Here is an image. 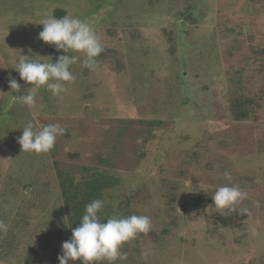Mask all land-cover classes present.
I'll use <instances>...</instances> for the list:
<instances>
[{"label":"rangeland","instance_id":"374dc122","mask_svg":"<svg viewBox=\"0 0 264 264\" xmlns=\"http://www.w3.org/2000/svg\"><path fill=\"white\" fill-rule=\"evenodd\" d=\"M56 10L96 31L94 69L38 38ZM20 55H74L75 80L59 96L42 86L30 109L13 99L32 87ZM233 91L249 98L243 120ZM29 121L66 135L22 151ZM58 172L107 176L102 218H151L114 264H264V0H0V264H59L71 230ZM226 184L248 194L230 214L212 205Z\"/></svg>","mask_w":264,"mask_h":264},{"label":"clouds","instance_id":"9594fccd","mask_svg":"<svg viewBox=\"0 0 264 264\" xmlns=\"http://www.w3.org/2000/svg\"><path fill=\"white\" fill-rule=\"evenodd\" d=\"M40 24L43 30L39 33V39L45 44L55 45L57 51L64 53H82V66L94 69L97 66L96 58L104 51V47L94 28L79 17L66 15L61 18L44 19ZM77 62V57L60 55L53 63L38 61L34 58L20 55L16 61L15 70L20 78L32 87L25 95L13 97L16 102L36 107V92L42 86H46L53 96L66 93V82H73L75 76L70 71V65ZM9 87L19 92L21 85L16 79H10ZM66 130L56 124L43 126L39 131L34 130V125L29 121L24 127L22 136L18 138L22 151L36 154L47 153L52 150L58 136H65ZM226 180H231L228 172L224 173ZM247 192L238 185H224L218 187L213 193L212 205L221 212H234L237 206L247 198ZM104 201L96 199L85 206V214L80 225L72 230L69 240L62 243V255L58 256L59 264H69L72 261H81V264H96L107 261L114 264L115 261L126 260L127 254L120 251L122 245L136 239L140 233L147 234L151 228V218L146 215H130L127 217L113 216L106 222H101L98 213L103 209ZM247 213V208L240 209ZM7 225L0 222V229H6Z\"/></svg>","mask_w":264,"mask_h":264},{"label":"trees","instance_id":"16d2710c","mask_svg":"<svg viewBox=\"0 0 264 264\" xmlns=\"http://www.w3.org/2000/svg\"><path fill=\"white\" fill-rule=\"evenodd\" d=\"M63 14V10H56L54 12L55 18H61ZM231 93L232 95H236L233 109H239L238 113H235L234 118L236 120H243L247 117L249 111L246 109L240 110V107L247 105L249 98L240 100L241 93L235 91ZM159 123L158 121H153L150 124L158 125ZM57 178L59 180L61 196L72 236V230L80 225L81 218L85 214V206L96 199L101 200L104 191L109 187L111 182L107 176L96 173L88 178L89 180L83 179L78 183L74 182V178L67 177L61 172H58ZM98 215L100 216L101 222L107 221L108 217L102 218L100 212ZM220 221L224 226L228 225V221L222 218Z\"/></svg>","mask_w":264,"mask_h":264}]
</instances>
